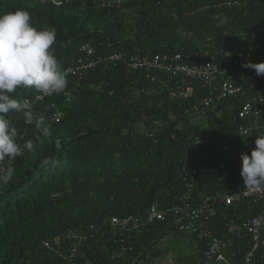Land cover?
Segmentation results:
<instances>
[{
  "label": "trees",
  "instance_id": "16d2710c",
  "mask_svg": "<svg viewBox=\"0 0 264 264\" xmlns=\"http://www.w3.org/2000/svg\"><path fill=\"white\" fill-rule=\"evenodd\" d=\"M64 1L55 7L36 0H0V13L23 9L37 29H55L54 54L63 71L77 63L85 45L101 56L182 54L191 66L206 54L207 60L221 62L222 51L230 49L248 51L252 63L264 62V0H128L120 9L102 7L101 0ZM239 69L231 74H245ZM168 81L160 88L147 72L128 75L121 65L68 78L67 93L53 94L38 106L52 131L39 140L34 124L26 126L21 115L7 114L19 142L36 143L27 159L16 158L12 166L23 173L30 162L43 177L26 184L27 199L4 207L12 218L1 222L0 235L23 254L24 264H48L47 254L39 250L41 241L91 224L101 232L82 264H134L140 254L144 264L175 256L179 264H188L196 256L195 249L186 253L187 246L180 248L192 237L174 225V208L188 191L200 156L214 159L222 143L233 137L241 99H215L205 106L212 90L196 81L193 96L184 100L172 96L183 84ZM35 93L34 88H19L13 96L33 101ZM57 111L62 114L59 123L53 122ZM56 139L61 141L59 151ZM44 157L54 158L56 166L42 167ZM224 185L217 178L196 182L189 193L192 206ZM153 208L165 221L144 226ZM260 211H253L254 216ZM114 217H134L143 226L122 232L112 227ZM225 223L220 213L211 229L221 230ZM237 244L230 243L229 255L240 260L245 250ZM130 247L132 254L123 252Z\"/></svg>",
  "mask_w": 264,
  "mask_h": 264
},
{
  "label": "clouds",
  "instance_id": "9594fccd",
  "mask_svg": "<svg viewBox=\"0 0 264 264\" xmlns=\"http://www.w3.org/2000/svg\"><path fill=\"white\" fill-rule=\"evenodd\" d=\"M126 1L128 0L123 1L119 8H114L120 9ZM36 2L41 6L50 4L55 7H60L65 1L36 0ZM95 6L100 8V5ZM56 40L57 33L55 29L49 27L37 29L33 26L30 13L26 10L17 9L0 13V190H2L0 194V229L3 226L1 222H8L12 218L10 213L4 209L6 206L5 203L8 205L15 202L21 203L27 199L26 184L41 177V175L38 174V168L32 166L30 162H27L26 169L23 173L12 166V161L16 158L21 160L22 158H26V155L30 156L28 152H34L36 150V143L32 139H28L24 143L19 142L18 131L16 127L13 126L10 119L7 118V114L12 112L21 115L26 126H32L34 124L40 133L36 138L37 140L41 139V137H50L52 135L51 126L46 122V118L43 116L42 111L38 110V106L47 97L53 94L67 93V73L65 70H62L61 64L54 54ZM81 49L82 47L80 48V52ZM112 54H105L103 56ZM241 67L254 70L257 76L264 75V62L252 63L251 61H246ZM19 88H34L36 91V93L33 94L34 100L32 101L30 98H25L22 102L14 98L13 94ZM240 110L241 108L238 111V120ZM57 118H59V120H57ZM61 120V112H55L53 114V122L59 123ZM239 127L240 126H235L233 137L224 142H229L234 147L233 142L235 134H238ZM26 131H28L27 128ZM25 136V134H22L21 138ZM254 143L255 147L251 150L250 155L248 153H241L240 155L241 168L240 173H237V178L240 175L243 181L241 183V188L242 184H244L246 191H260L264 188V135L257 136ZM55 148L57 151L61 148V141L59 139L55 140ZM201 158L207 169L206 176L203 180L196 182L205 181L208 178L215 179L219 173H224L229 170L232 171L229 173L228 184L218 180V183L225 184L223 187L225 189L204 196L197 207H199L205 199L214 197L217 194L236 197L241 190L240 188V190L236 191L231 187L232 181H237V178H235L236 165H226L224 169H221L223 162L217 158V153L214 155V159L209 160L204 156H201ZM7 161L8 164L6 165ZM56 164L57 161L51 157H44L40 160V165L42 167H54ZM196 182H194V186L191 190L188 188V191L183 194H188L190 197L189 193L196 188ZM36 198H38V194ZM256 202L258 205L254 207ZM256 202L250 199L245 202L236 201L232 205H227L226 203H221L214 207L210 205V209L207 213H209L212 218L211 221L204 223V229L206 228L207 231H210L214 237H220L222 232L231 227V221H233L235 229L240 228L244 219L260 216L264 208V201ZM197 207L193 208L196 209ZM258 207L261 208V211L257 216H254ZM153 210L154 209L150 211L147 221L143 222L144 226L153 223L155 219L159 220L155 218L153 221H149ZM158 213H160V211H158ZM220 213L223 214L226 223L221 230L213 231L211 229L213 219ZM213 214L215 215L213 216ZM115 219L118 220L122 226H114L113 222ZM164 221L165 219L162 220V222ZM173 223L175 225L174 220ZM195 223L196 226H198L197 222ZM140 225H142L140 221L138 219L135 220L134 217L127 219H120L118 217L112 218V227L116 230H122V232L138 230L140 229ZM123 226H125V229H123ZM100 232L101 230L96 224H91L89 227L83 229L64 230V232L53 236L52 239L41 241L39 250L41 254H47L45 258L48 264H53L55 260L65 262L66 264H82V261L87 259V254L92 248L93 241L100 236ZM187 232L190 237H192L191 242L193 243L192 245L194 246L196 255L202 258L207 249L208 239H200L197 234L189 231ZM227 238L229 239L226 241L230 250L232 249L230 243L239 242L241 246H244L245 251L242 257L245 252L249 251L252 247L250 239L241 240L238 237H232L230 233L227 234ZM122 249L123 252L128 250L130 254L135 250L132 247ZM24 259L25 257L16 249L15 245L9 244L6 238L0 235V264H24ZM134 259V264H144L146 260L143 259L142 254L134 257ZM157 260L160 259H155L153 264H161L157 262Z\"/></svg>",
  "mask_w": 264,
  "mask_h": 264
},
{
  "label": "built area",
  "instance_id": "2783aa9c",
  "mask_svg": "<svg viewBox=\"0 0 264 264\" xmlns=\"http://www.w3.org/2000/svg\"><path fill=\"white\" fill-rule=\"evenodd\" d=\"M125 0H101L102 7H117L119 8ZM264 33V30H260ZM251 49V44L248 46ZM81 57L77 59V63L68 67L65 72L67 78L82 77L90 71L111 65H121L124 67L126 74L133 75L140 72H147L148 77L152 82L156 83L160 88L165 87L169 83L168 79L178 80V84H183V87L177 86L176 92L172 93L173 97L181 99H189L193 96L195 88L194 82H200L201 86L205 89L212 90L205 102V106H209L215 99L221 101L231 97H239L246 92H253L262 94L250 98L248 101L241 103V110L239 112V120H249L252 116H259V111L255 110L254 104L264 103V75L257 76L255 71L248 72L238 77H234L231 73L234 68L241 66L246 61H249V52L239 50L232 52L222 51L223 60H207L208 55L202 57L196 65L191 66L182 54H176L172 58L167 55H154V56H140L129 54H112L101 56L97 55L90 46H84L81 49ZM219 62H217V61ZM230 75V77L227 76ZM59 120V118H57ZM248 126L241 125L238 129V135L246 137L249 135L250 130ZM217 158L223 164L221 169L226 165H238L241 167V160L237 158V154L233 145L229 142H224L217 152ZM206 166L200 159L197 161L196 166L192 168L188 188L191 190L194 182L203 180L206 176ZM252 199L256 201H264V188L260 191H246L244 184L236 197L223 196L217 194L214 197L207 198L203 203L193 208L191 198L188 194H183L180 199V204L175 206V225L179 229L189 231L197 234L200 239L207 238V249L198 264H264V208L260 216L244 219L240 228L235 229L234 223L231 221V227L220 234V237H214L210 231H207L204 223L211 221V215L208 212L210 205L218 206L221 203L232 205L236 201L245 202ZM240 203V202H237ZM150 222L155 218L164 220V214L158 213L156 208H153ZM215 214H213L214 216ZM198 226H196V223ZM114 226L120 225L118 220H114ZM234 228V229H232ZM125 229V226H123ZM200 230V232H199ZM232 234V237H238L241 240L250 239L252 247L249 251L245 252L240 260H237V255H229L227 241V234ZM234 234V235H233ZM227 238V239H225Z\"/></svg>",
  "mask_w": 264,
  "mask_h": 264
},
{
  "label": "crops",
  "instance_id": "0c3cea01",
  "mask_svg": "<svg viewBox=\"0 0 264 264\" xmlns=\"http://www.w3.org/2000/svg\"><path fill=\"white\" fill-rule=\"evenodd\" d=\"M249 51H252V43H251V49H249ZM249 57L251 58V55ZM250 58H249V61H250ZM238 68L241 69V66L234 68V70H237ZM252 71H254V70L245 69V68L242 69V72H245V73L252 72ZM256 92H257V90H255L253 92L250 91V92H246L242 96H239L238 98L241 99L239 101V109L241 108L242 102L248 101L252 97L262 95V94H258ZM253 106H254L255 110L259 111V116H252L251 119L245 120V121H240V120L236 119L237 120L236 126H241V125L245 126L246 125L249 127L248 129L250 130L249 135L246 137L239 136L237 133L235 134V139H234L233 144H234V149H235V152L237 154L238 159H240L241 153H248L250 155L251 150L255 147V143H254L255 138L259 135H264V103L260 102L256 105L254 104ZM240 168H241L240 166L238 167V165H236V169H235L236 177L235 178H237V173H240ZM231 171L232 170H229V171L224 172V173H219L217 176L218 180L220 182H225L228 184L229 183L228 182L229 173ZM242 182L243 181L239 175L236 182L232 181L231 187L234 188L236 191H238L241 188ZM257 205H258V203L256 202L254 207H256ZM234 244H235V242H234ZM180 245H182V244L180 243ZM189 245H191L190 242L187 245L188 250H185L186 253H189V251L192 252L194 249L193 245L191 247H189ZM237 245L239 248L240 245L239 244H237ZM231 251H232V249L231 250L227 249L228 254H230ZM200 259H201V257L194 255L193 259L188 264H198ZM167 264H179V257L175 256V259H174V257L169 258Z\"/></svg>",
  "mask_w": 264,
  "mask_h": 264
},
{
  "label": "rangeland",
  "instance_id": "374dc122",
  "mask_svg": "<svg viewBox=\"0 0 264 264\" xmlns=\"http://www.w3.org/2000/svg\"><path fill=\"white\" fill-rule=\"evenodd\" d=\"M181 244H182V246L180 248H185L188 245V243H186V242H182ZM170 255L175 256V254H170ZM167 260L168 259H166V258H162L160 260H157V262H159L161 264H167Z\"/></svg>",
  "mask_w": 264,
  "mask_h": 264
}]
</instances>
